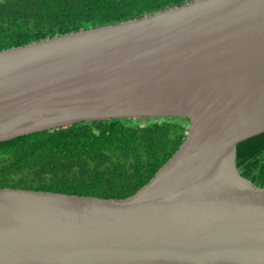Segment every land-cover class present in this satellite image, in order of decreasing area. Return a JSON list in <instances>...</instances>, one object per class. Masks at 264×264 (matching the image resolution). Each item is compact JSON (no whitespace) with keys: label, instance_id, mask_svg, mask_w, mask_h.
I'll use <instances>...</instances> for the list:
<instances>
[{"label":"water","instance_id":"1","mask_svg":"<svg viewBox=\"0 0 264 264\" xmlns=\"http://www.w3.org/2000/svg\"><path fill=\"white\" fill-rule=\"evenodd\" d=\"M185 117L132 197L0 188V264H264V0H191L0 50V143L83 121Z\"/></svg>","mask_w":264,"mask_h":264},{"label":"trees","instance_id":"2","mask_svg":"<svg viewBox=\"0 0 264 264\" xmlns=\"http://www.w3.org/2000/svg\"><path fill=\"white\" fill-rule=\"evenodd\" d=\"M191 0H0V50L142 17ZM185 117L83 121L0 143V188L127 199L187 138ZM241 175L264 188V133L239 143Z\"/></svg>","mask_w":264,"mask_h":264}]
</instances>
